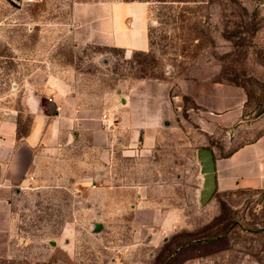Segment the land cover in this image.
<instances>
[{
  "label": "rangeland",
  "instance_id": "obj_1",
  "mask_svg": "<svg viewBox=\"0 0 264 264\" xmlns=\"http://www.w3.org/2000/svg\"><path fill=\"white\" fill-rule=\"evenodd\" d=\"M88 1L0 0V120L31 119L24 95L76 71L86 97L114 92L112 115L151 89L141 121L157 126V146L144 152L124 131L108 153L74 148L75 184L60 181L59 161L26 189L0 264H264V187L220 184L202 204L198 159L200 148L216 162L242 145L264 150V0H140L151 46L128 58L74 43L72 8Z\"/></svg>",
  "mask_w": 264,
  "mask_h": 264
},
{
  "label": "crops",
  "instance_id": "obj_2",
  "mask_svg": "<svg viewBox=\"0 0 264 264\" xmlns=\"http://www.w3.org/2000/svg\"><path fill=\"white\" fill-rule=\"evenodd\" d=\"M149 8L148 2L140 0L76 3L71 24L74 43L119 49L126 58L147 51L151 46ZM77 77L76 71L64 76H45L41 84L24 95L25 112L31 119L25 121L17 112H10L0 120V250L12 238L9 230L20 196L28 187L43 181L46 170L61 161L57 163L61 173H57L58 178L76 176L66 179L75 184L77 165L82 158L65 156L83 142L108 153L115 144L116 133L125 131L132 134L133 147L139 143L144 152H151L157 146V126L152 121L149 126H143L141 121L144 117L150 119L143 104L151 89H140L137 100L121 97L119 110L112 115L110 111L117 107L114 92L104 93L108 98L105 103L88 98L78 88ZM117 138L118 143L124 142V138ZM216 177L217 187L223 184L226 189L264 187L263 148L259 143L238 147L230 156L216 162ZM61 178L60 181H66ZM145 213L142 221H154L155 217ZM170 217L165 221L171 223Z\"/></svg>",
  "mask_w": 264,
  "mask_h": 264
},
{
  "label": "water",
  "instance_id": "obj_3",
  "mask_svg": "<svg viewBox=\"0 0 264 264\" xmlns=\"http://www.w3.org/2000/svg\"><path fill=\"white\" fill-rule=\"evenodd\" d=\"M198 159L201 164V173L204 177L200 202L206 204L212 199L217 190L216 159L213 151L208 148H200L198 150ZM95 229H98V226Z\"/></svg>",
  "mask_w": 264,
  "mask_h": 264
},
{
  "label": "built area",
  "instance_id": "obj_4",
  "mask_svg": "<svg viewBox=\"0 0 264 264\" xmlns=\"http://www.w3.org/2000/svg\"><path fill=\"white\" fill-rule=\"evenodd\" d=\"M30 2H36V1H39V0H29Z\"/></svg>",
  "mask_w": 264,
  "mask_h": 264
},
{
  "label": "trees",
  "instance_id": "obj_5",
  "mask_svg": "<svg viewBox=\"0 0 264 264\" xmlns=\"http://www.w3.org/2000/svg\"><path fill=\"white\" fill-rule=\"evenodd\" d=\"M126 1H131V0H126Z\"/></svg>",
  "mask_w": 264,
  "mask_h": 264
}]
</instances>
